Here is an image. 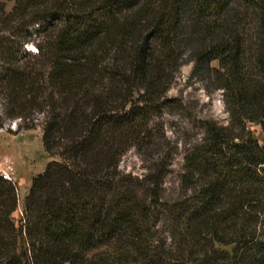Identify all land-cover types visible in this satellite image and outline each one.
<instances>
[{"label": "trees", "instance_id": "16d2710c", "mask_svg": "<svg viewBox=\"0 0 264 264\" xmlns=\"http://www.w3.org/2000/svg\"><path fill=\"white\" fill-rule=\"evenodd\" d=\"M12 1L0 128L41 126L60 159L34 176L20 225L17 185L0 175V264H264V143L248 128L264 133V0ZM185 61L224 90L229 123L201 119L168 193L172 150L142 176L120 162L157 145Z\"/></svg>", "mask_w": 264, "mask_h": 264}, {"label": "rangeland", "instance_id": "374dc122", "mask_svg": "<svg viewBox=\"0 0 264 264\" xmlns=\"http://www.w3.org/2000/svg\"><path fill=\"white\" fill-rule=\"evenodd\" d=\"M1 1L5 2L8 11L12 9L14 1ZM34 40L40 39L34 35ZM27 47L33 52L37 51L33 43ZM213 65L217 66L218 62L213 61ZM193 69L192 61H185L181 65L167 92L169 105L162 114L153 119L157 145L146 152L132 147L120 162V168L124 172L142 176L151 163V156L156 157L159 151L172 150L173 162L165 184L168 193L176 191L179 186L186 148L196 142L202 134L201 119H214L220 124L229 123L224 90L209 87L206 80L193 75ZM21 122L20 119L8 120L4 127L0 128V175L8 174L17 185L18 207L12 214L17 225L21 224L25 198L34 176L44 171L50 161L60 159L45 150L41 126L35 129H20L18 125ZM248 128L260 143H264V133L259 124L249 122ZM22 243L23 239H20V244Z\"/></svg>", "mask_w": 264, "mask_h": 264}, {"label": "built area", "instance_id": "2783aa9c", "mask_svg": "<svg viewBox=\"0 0 264 264\" xmlns=\"http://www.w3.org/2000/svg\"><path fill=\"white\" fill-rule=\"evenodd\" d=\"M2 175H3L4 178H6V179H10V176H9L8 174L3 173ZM10 180H11V179H10Z\"/></svg>", "mask_w": 264, "mask_h": 264}]
</instances>
